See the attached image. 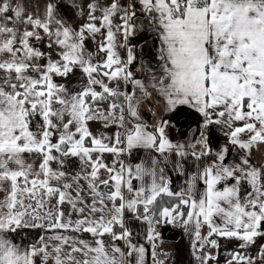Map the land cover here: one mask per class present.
Wrapping results in <instances>:
<instances>
[{
  "label": "snow or ice",
  "instance_id": "6c2138e0",
  "mask_svg": "<svg viewBox=\"0 0 264 264\" xmlns=\"http://www.w3.org/2000/svg\"><path fill=\"white\" fill-rule=\"evenodd\" d=\"M261 146L264 0H0V264H264Z\"/></svg>",
  "mask_w": 264,
  "mask_h": 264
},
{
  "label": "crops",
  "instance_id": "0c3cea01",
  "mask_svg": "<svg viewBox=\"0 0 264 264\" xmlns=\"http://www.w3.org/2000/svg\"><path fill=\"white\" fill-rule=\"evenodd\" d=\"M138 43L144 45V57L147 59L148 57L153 56L154 54V46L155 40L150 34H140L137 37ZM142 116L144 113H150L152 115V121L150 124H155L157 120L164 115L160 110L159 106L157 107V111L155 115L149 112L148 105H143L141 109ZM144 118V117H143ZM177 126L178 131H172L170 134L173 137H179L180 139H186L191 137L192 132L191 129H196L198 126L199 117L196 114H188L187 110L182 112L179 116L170 117ZM96 127H99L97 125ZM206 134L209 136V140L214 145H222L225 140L223 134L219 129H214L209 127L205 130ZM187 132L188 136L185 137L182 134ZM264 160V146H261L259 150L256 152V162L259 163ZM161 233L160 241L158 242L157 251L160 253H166L167 259L165 264H193V258L191 255V237L182 234L183 230L172 227H162L159 229ZM221 251L225 250V245L227 242L221 240ZM231 247V245H227ZM210 251L215 253V249H210ZM221 264H223V257H221Z\"/></svg>",
  "mask_w": 264,
  "mask_h": 264
},
{
  "label": "water",
  "instance_id": "95a60500",
  "mask_svg": "<svg viewBox=\"0 0 264 264\" xmlns=\"http://www.w3.org/2000/svg\"><path fill=\"white\" fill-rule=\"evenodd\" d=\"M143 117H144V119H145L147 122L151 123V121H152V115H151L150 113H144V114H143Z\"/></svg>",
  "mask_w": 264,
  "mask_h": 264
},
{
  "label": "trees",
  "instance_id": "16d2710c",
  "mask_svg": "<svg viewBox=\"0 0 264 264\" xmlns=\"http://www.w3.org/2000/svg\"><path fill=\"white\" fill-rule=\"evenodd\" d=\"M207 229L204 230V232L206 233ZM214 253V252H213Z\"/></svg>",
  "mask_w": 264,
  "mask_h": 264
}]
</instances>
